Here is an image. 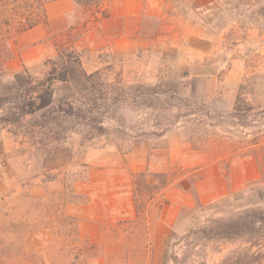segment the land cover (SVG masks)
<instances>
[{
  "label": "rangeland",
  "instance_id": "1",
  "mask_svg": "<svg viewBox=\"0 0 264 264\" xmlns=\"http://www.w3.org/2000/svg\"><path fill=\"white\" fill-rule=\"evenodd\" d=\"M99 1L81 0L80 13L96 16ZM162 1L161 15L143 21L137 49L83 51L88 73L100 72L88 82L90 89L96 84L95 93L89 89L75 96L95 109L88 118L47 105L28 126L5 124L6 106L0 100V264H264V223L259 231L248 228L247 237L260 239L254 246L246 240L218 243L186 235L209 218L237 214L231 204L245 203L243 192L202 211L196 203L182 208L161 260L151 238L159 231L146 227L156 218L157 203L136 223L104 227L100 241L90 240L71 213L72 203L84 201L74 192V182L90 168L122 163L134 147L137 156L147 155L146 173L151 174L145 180L153 183L139 186L142 204L164 180L183 174L181 185L192 189L196 164L224 156L256 159L264 181V0ZM6 5L7 16L19 15L18 2ZM85 23L83 18L75 31L58 35L56 46H71ZM15 24L3 36L16 54ZM54 57L24 64L18 72L8 65L15 55L0 64V94L9 75L19 83L27 73L41 77ZM13 62L20 63L19 56ZM57 88L52 96L57 104L72 95L64 84ZM259 206L264 211V204Z\"/></svg>",
  "mask_w": 264,
  "mask_h": 264
},
{
  "label": "crops",
  "instance_id": "2",
  "mask_svg": "<svg viewBox=\"0 0 264 264\" xmlns=\"http://www.w3.org/2000/svg\"><path fill=\"white\" fill-rule=\"evenodd\" d=\"M80 7L76 0L49 1L46 4L47 22L19 33V49L15 58L19 56L20 63L13 62L15 58H12L8 62L10 69L18 72L21 67L25 68L24 64L28 67L57 55V36L69 30L75 31L83 18L86 23L72 43L74 48L119 52L135 50L141 42L143 21L161 15L163 1L101 0L97 15L92 17L82 15ZM135 150L136 147L123 154L122 163L90 168L83 180L73 184L74 192L83 195L84 201L72 203L71 213L78 218L80 227L92 241L102 240L104 227L137 218L136 176L151 173H146L150 164L147 155L137 156ZM200 152L195 150L196 154ZM195 167L197 175L192 189L181 185L186 178L183 174L154 193L146 206L148 210L151 203L158 204L156 218L150 220L149 226L159 231L151 238L160 249V260L166 257L171 228L182 208H192L198 200L205 205L213 203L236 191L243 192L251 183L262 180L257 161L251 156H224L206 164L198 162Z\"/></svg>",
  "mask_w": 264,
  "mask_h": 264
},
{
  "label": "trees",
  "instance_id": "3",
  "mask_svg": "<svg viewBox=\"0 0 264 264\" xmlns=\"http://www.w3.org/2000/svg\"><path fill=\"white\" fill-rule=\"evenodd\" d=\"M19 5V15L16 17L7 16L6 10L2 6L7 7L8 0H0V64H4L5 61L15 55L11 45L9 44L10 38L3 36L6 27L16 23L15 34L24 30L32 28L39 23L47 22L46 4L52 0H15ZM81 3V0H76ZM11 11H17V8H10ZM15 16V15H14ZM84 50H78L72 45L58 49L57 55L49 60L46 72L41 77H34L30 73L26 74L25 81L19 83L16 75H9L11 80L3 88L0 94V100L2 99L3 106L5 107V113L2 117V121L5 124H13L18 126H28L33 117L42 109L39 104L42 97L46 93H54L57 91L58 84H64L68 90L72 91V95L65 94L60 97V103L57 104L55 100H51L48 105L52 106L53 110L63 112L67 116H76L77 118L86 119L87 115L94 113L95 109L88 107L76 99V95L89 90L88 82L93 81L95 76L100 74L99 70L88 73L82 60V53ZM1 75V74H0ZM93 93L98 89L96 84H92ZM71 97L74 99H71ZM78 100V101H77ZM64 101V102H63ZM240 97L237 98L234 110L238 111L240 107ZM145 173H140L136 176V208L137 218L131 221L120 222L124 223H136L146 209L147 203L142 204L138 200L139 186L144 183L147 187L152 186V182L145 180ZM170 180H164L161 183V187L154 193L160 191L168 184ZM154 193L149 198V201L153 197ZM243 193L244 198L247 199L245 203L233 202L232 207L239 210L233 217L224 220L222 218H209L208 224L201 226L200 228L190 229L186 235L200 234L213 242H227L233 240H246L251 243L252 246L259 245L260 239L255 237H247L246 234L249 231V227H253L257 231L260 230V225L264 223V211L260 204H264V181L258 180L251 183ZM148 201V202H149ZM250 205H255V208H248ZM197 209L199 211L205 210L207 206L197 201ZM147 220V218H146ZM149 220L146 221V227L149 229Z\"/></svg>",
  "mask_w": 264,
  "mask_h": 264
},
{
  "label": "water",
  "instance_id": "4",
  "mask_svg": "<svg viewBox=\"0 0 264 264\" xmlns=\"http://www.w3.org/2000/svg\"><path fill=\"white\" fill-rule=\"evenodd\" d=\"M45 95H48L49 96V100L45 101ZM52 96H53L52 93H46V94H44L43 97H42V100H41V102L39 104V107L40 108H44L47 105H49L51 103Z\"/></svg>",
  "mask_w": 264,
  "mask_h": 264
}]
</instances>
